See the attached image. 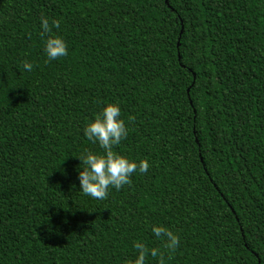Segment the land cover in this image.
Returning a JSON list of instances; mask_svg holds the SVG:
<instances>
[{
    "label": "trees",
    "instance_id": "16d2710c",
    "mask_svg": "<svg viewBox=\"0 0 264 264\" xmlns=\"http://www.w3.org/2000/svg\"><path fill=\"white\" fill-rule=\"evenodd\" d=\"M109 102L113 150L149 168L94 200L76 156ZM134 241L145 264H264V0H0V264H129Z\"/></svg>",
    "mask_w": 264,
    "mask_h": 264
},
{
    "label": "clouds",
    "instance_id": "9594fccd",
    "mask_svg": "<svg viewBox=\"0 0 264 264\" xmlns=\"http://www.w3.org/2000/svg\"><path fill=\"white\" fill-rule=\"evenodd\" d=\"M40 34L46 36L43 52L47 61L56 60L68 54L67 45L60 36L53 35L52 30L59 27V21L42 16L39 20ZM23 69L31 72L33 65L23 63ZM128 128L121 118V109L117 103H106L83 128V136L97 144L101 152L85 150L76 156L79 160L77 180L79 192L94 200L106 198L108 189L119 190L130 184V177L134 173L144 174L149 168L145 159L133 160L116 153L113 149L127 137ZM154 237L164 242V248L174 251L179 244L178 235L163 225H152ZM134 260L129 264H145L147 256L161 255L159 249L148 248L143 242L134 241Z\"/></svg>",
    "mask_w": 264,
    "mask_h": 264
}]
</instances>
